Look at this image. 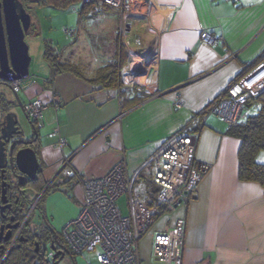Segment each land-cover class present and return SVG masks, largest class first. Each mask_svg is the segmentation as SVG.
Wrapping results in <instances>:
<instances>
[{"label":"crops","instance_id":"0c3cea01","mask_svg":"<svg viewBox=\"0 0 264 264\" xmlns=\"http://www.w3.org/2000/svg\"><path fill=\"white\" fill-rule=\"evenodd\" d=\"M34 10L37 15L29 38L46 34L52 17L47 13L40 20L41 9ZM76 11L78 37L58 53L63 63L75 69L55 73L47 60L49 69L43 75L30 73L19 90L28 102L41 99L48 106L36 142L38 188L52 184L40 204L41 214L33 216L29 228L44 229L45 220L54 231V223L62 229L81 210V178L103 176L120 160L126 162L134 197L140 203L150 202L146 175L140 173L143 164L176 134L197 133L195 162L210 169L187 206L169 207L155 218L139 241L141 264H164L153 257L154 235L182 218L186 220L182 264H264V188L239 178L240 139L230 134L228 124L217 115L201 113L233 80L258 65L264 53V0H148L145 14L131 13L126 19L127 38H134L124 47L125 55L112 46L97 61L100 68V59L105 64L123 60L126 82L121 87L93 82L99 68H91L90 63L81 66L86 56L80 47L88 41L80 36L85 31L80 19L91 13L81 16ZM91 16L90 22L101 16V23L115 25L112 41L117 47L121 13L106 6ZM112 23L100 24V31L105 35ZM205 32L215 35L214 44L203 40ZM53 39H44L43 44L59 51ZM55 93L62 99L59 108L53 104ZM0 97L3 105L10 92L1 91ZM177 98L183 101L180 109L175 107ZM2 105L0 123L6 111ZM66 158L76 174L61 171ZM124 195L129 205V192ZM73 257L74 264H84Z\"/></svg>","mask_w":264,"mask_h":264},{"label":"built area","instance_id":"2783aa9c","mask_svg":"<svg viewBox=\"0 0 264 264\" xmlns=\"http://www.w3.org/2000/svg\"><path fill=\"white\" fill-rule=\"evenodd\" d=\"M80 5H92V11L96 14L103 12L106 6L117 9L127 27L129 23L126 19L131 13H146L148 0H80ZM65 31L68 36L74 37L78 28L65 27ZM203 40L212 45L216 37L205 32ZM29 78L12 79L10 84L19 91ZM262 91L264 60L245 77L233 80L207 108L206 115H217L232 127L244 116L248 99ZM53 104L56 108L62 105L59 93L54 94ZM47 107L41 99L25 104L29 117L38 126L43 124ZM175 107H183L181 98L176 99ZM58 131V128L55 129L56 133ZM197 140V133L176 134L141 167L140 173L148 176L159 189L157 203L169 207L187 206L195 197L198 185L210 169L207 164L195 162ZM61 143H65V139H61ZM62 168L67 176L76 174L69 158L64 159ZM81 181L84 192L81 210L62 228L69 249L76 255L85 251L93 252L99 264H141L139 241L153 224L158 210L147 202H138L134 197L133 182L127 174L126 162L120 160L103 176L81 178ZM128 192L130 214L125 216L117 201ZM185 228L186 220L182 218L169 230L157 232L152 247L154 259L164 264H182ZM21 232L20 229L15 233L2 260L19 240Z\"/></svg>","mask_w":264,"mask_h":264},{"label":"trees","instance_id":"16d2710c","mask_svg":"<svg viewBox=\"0 0 264 264\" xmlns=\"http://www.w3.org/2000/svg\"><path fill=\"white\" fill-rule=\"evenodd\" d=\"M44 5L46 0H40ZM58 2V5L64 3L77 2L80 0H51ZM92 7L90 5H83L80 9V15L91 13ZM119 11V10H118ZM44 55L46 59L54 66V72H63L64 70L75 69L72 64L63 63L60 55L56 53L55 49L50 44H44ZM264 60V53L256 63L259 64ZM123 60L111 61L102 66L96 71L93 82L101 84L104 87H117L121 85V67H123ZM245 73V72H244ZM242 72V74H244ZM247 74V73H245ZM242 76H238L240 78ZM209 107V106H208ZM207 107V108H208ZM206 109L201 113L206 115ZM230 134L240 139V147L238 151V175L243 181H254L260 183L264 188V91L257 95H252L245 108V115L232 127H230ZM147 185V195L150 206L157 207L158 215L163 214L169 209V206L159 204L156 202L158 187L153 181L145 176ZM41 189V188H39ZM27 237L22 242L21 246H15L7 254L2 264H57L58 257H48L45 249L39 247V239L47 241L51 237V225L45 229L32 231L30 228L25 229ZM38 244V245H37ZM38 247V250H37ZM71 251V250H70ZM73 256L75 253L71 252ZM0 253V262L2 259Z\"/></svg>","mask_w":264,"mask_h":264},{"label":"rangeland","instance_id":"374dc122","mask_svg":"<svg viewBox=\"0 0 264 264\" xmlns=\"http://www.w3.org/2000/svg\"><path fill=\"white\" fill-rule=\"evenodd\" d=\"M36 1H39V0H36ZM57 3L54 1H51V0H46L45 5L43 4L40 8H38V9H41L39 11V15H38V18L40 20H43L44 17H46L47 13H50L52 15L51 18L49 17V25H48V29H47L46 34L43 33L42 35L36 36L35 38L26 37V41L28 42V44L30 46V54L32 56V62L30 65V73L31 74L36 73L37 75H43L45 73L44 71L49 69L47 59L45 60V57L43 55L44 39H49L51 37L54 38L53 43L55 44V46L59 50V51H56V53L58 54V53H61L66 48H68L69 46H72L73 40H74L73 38L77 39V37H78L77 34L73 38L68 36L66 34L65 27H68V25H69V27L72 26L71 28H77L78 27L79 16H78L76 10H80L81 5L77 2L64 3L62 5H58L59 3L58 4ZM90 7H92V5H90ZM93 7H94V5H93ZM91 14L97 15L99 13L96 14L94 11H91ZM91 14L89 16H87V15L83 16L82 20L80 19V23L83 22L84 27L83 26L82 27H83V29H85V31L81 32L80 36L81 37L85 36L87 41H88V44H85V45L80 47L81 50H84L82 52V54L85 53L84 56H86L85 60H84V58L81 59L82 62L80 61V64H81V66L83 65V67H84L90 63L88 66H90L91 68L96 67V66L99 68V64L97 63V61L99 60L100 55L111 51L112 46H114L115 49H117L119 52L121 51V53H123L125 55L124 47L129 45L130 40L132 41L134 37H132L128 40L127 34H126L127 33L126 28L127 27L123 24L124 20L122 19V24H120L121 28H120V30L118 29V32H117L118 33L117 39L120 41V43L117 42V47H116V44H113V41H112V39L115 35L114 34L115 33V25L111 21H106V22L101 23L100 22L101 16H95V18L93 20H95L97 22H95V21H94L95 23L90 22V19L92 20V18H93L91 16ZM111 23H112L111 27L108 29L106 28L108 30V33H106L104 35L103 34L104 30L100 31V29H99L100 24H103L102 26L104 27V24L110 25ZM97 24H99V25H97ZM77 33H78V31H77ZM111 54H112V52H111ZM100 61H101L100 64H102V66L106 65L105 61H104L105 63L101 59H100ZM82 63H84V64H82ZM102 66H100V68ZM120 71H121L122 85H123V82L125 85L126 81L123 78V76H124L123 67H121ZM122 78H123V80H122ZM127 80H132V79L128 78ZM1 91L12 92L3 84H0V92ZM18 94L24 103L28 102L27 97L23 94L22 91H19ZM13 96H14V94H13ZM15 111L18 114L20 124L25 129L26 133L30 132V130L32 131V124H31L29 118L26 117V114L22 110L21 106L18 105V103L15 106ZM2 114H3V112H2ZM30 194H31L32 202L36 201L38 195L35 192L30 193ZM117 202H118V205H119L123 215L128 216L130 214V212H129L130 209H129L127 197L125 195H122L118 199ZM39 208H41V207H39ZM38 211H39V209H38ZM38 214H41V213H38ZM58 214L61 217H64L63 212H60ZM43 218L46 219L45 216ZM33 220H34V217H32V221ZM55 222H56V224H58L60 221H59V219H56ZM42 223H44V222L42 221L41 225H42ZM45 223H47V221H45ZM53 226H55L56 230L59 232V234L61 235V238L63 240L64 236L62 234V229L58 228L55 225V223L53 224ZM64 241H65V239H64ZM76 256H77V258H80V260L84 264H99L96 260V254L93 252H86L85 251L82 254H79V255L77 254ZM57 264H74V262H73L71 257L66 255V256H61V258L57 262Z\"/></svg>","mask_w":264,"mask_h":264},{"label":"water","instance_id":"95a60500","mask_svg":"<svg viewBox=\"0 0 264 264\" xmlns=\"http://www.w3.org/2000/svg\"><path fill=\"white\" fill-rule=\"evenodd\" d=\"M32 21L33 14L25 8L20 0H0V84L5 85L12 91L11 93L14 94L23 111V103L18 91L10 85L9 81L12 79L23 80L30 77L32 56L30 54V46L26 41V35L30 32ZM26 117L28 118L27 114ZM1 125L0 211L4 215L5 209L10 208L7 203L9 182L6 180V166L8 164L11 166L16 165L21 172L28 174L30 178H35L40 162L37 151L34 148L24 147L16 150L15 142H11L15 135L23 133V129L19 126L16 112H7ZM32 129H35L33 125ZM34 134H36V130ZM20 142L23 144L27 143L26 141ZM61 171H63V168H61ZM3 230L4 227L1 226L0 235L3 234ZM62 250V256L66 252L69 257L74 258L67 247H63ZM2 263L3 260L0 264Z\"/></svg>","mask_w":264,"mask_h":264},{"label":"flooded vegetation","instance_id":"af4514ba","mask_svg":"<svg viewBox=\"0 0 264 264\" xmlns=\"http://www.w3.org/2000/svg\"><path fill=\"white\" fill-rule=\"evenodd\" d=\"M25 8L33 14V21H32V27L34 24V18L37 15V11L34 9L40 8L43 3L39 0H20ZM39 5V6H38ZM32 30L33 31V29ZM30 33V32H29ZM28 33V34H29ZM30 35V34H29ZM27 37V35H26ZM10 83V81H9ZM11 85V84H10ZM12 86V85H11ZM1 99V97H0ZM15 97L13 94L10 92V97L9 100L4 101V104L2 105V101L0 102V105H2V108L6 109L4 116L7 112L9 111H15V106L18 103L17 100L15 101ZM32 101V100H31ZM25 104L23 103V109L25 114H27L31 124L34 126L35 129L30 130V132L26 133L25 129L21 126L20 120H19V126L21 129H23V133L19 135H15L11 142H15V148L20 149L24 147H31L36 150V142H37V135L39 134V129L43 126H38L35 124L32 119L29 117L28 112L25 109ZM19 105V103H18ZM19 119V116H18ZM2 122L0 123V129L2 127ZM36 130V134L35 133ZM20 141H26V144L21 143ZM62 168V167H61ZM6 180L9 182V187H8V193H7V200H8V205H10V208H6L4 211V215L0 211V233H1V226L4 227L3 234L0 235V253H2V259L4 258L7 249L9 245L12 242L13 236H15V233L18 230H22L21 235L19 237V240L15 243L13 248L15 246H21L22 242L25 241V237H27V234L25 232V229L29 228L30 225L32 224V217L35 216L37 213L41 211V208H39L41 205V202L43 201V198L45 196L46 191L51 187V184H48L45 186L44 189H39L38 186L40 184V170L38 169V172L36 174L35 178H30L28 174H25L21 172L16 165L11 166L7 165L6 166ZM63 172V171H62ZM64 173V172H63ZM65 174V173H64ZM38 195L37 200L32 202L31 194L34 192ZM39 209V211H38ZM43 218V216H42ZM45 223V221L43 220ZM44 229L49 225L48 221L45 223ZM52 228V226H51ZM35 230H41L38 227H35ZM9 238V239H8ZM40 245L42 249H45V252L47 256L49 255L50 257H55V255L58 257L57 262L60 260L61 256L63 253V247H68L67 243L62 240L61 235L59 232H55L54 229L52 228L51 232V237L47 239V241H44L43 239H39ZM38 250V248H37ZM70 250V249H69ZM11 251V250H10ZM9 251V252H10ZM8 252V253H9ZM71 252V251H70ZM59 253V254H58ZM66 252L64 256H66ZM1 259V261H2ZM4 261V260H3Z\"/></svg>","mask_w":264,"mask_h":264},{"label":"clouds","instance_id":"9594fccd","mask_svg":"<svg viewBox=\"0 0 264 264\" xmlns=\"http://www.w3.org/2000/svg\"><path fill=\"white\" fill-rule=\"evenodd\" d=\"M72 252V251H71Z\"/></svg>","mask_w":264,"mask_h":264}]
</instances>
